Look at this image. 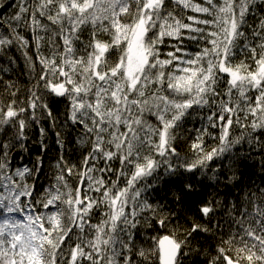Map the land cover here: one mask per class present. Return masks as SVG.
<instances>
[{"label":"snow or ice","instance_id":"1","mask_svg":"<svg viewBox=\"0 0 264 264\" xmlns=\"http://www.w3.org/2000/svg\"><path fill=\"white\" fill-rule=\"evenodd\" d=\"M172 3L210 19L189 15L187 20L192 23H183L168 10L166 0H22L9 18L11 31L0 34V52L14 43L29 46L13 22L31 29L41 66L34 87L42 82L50 94L70 100L68 119L82 128L78 142L89 144L90 150L79 169L61 156L56 183L42 196L33 197L35 186L27 178L35 174L34 169H10L8 145L0 143V209L8 214L27 213L26 219L11 215L0 219V264H151L153 257L159 264H183L194 233L223 230L219 223L215 229L193 223L182 235L173 232L156 238L154 249L139 248L135 243L134 230L141 223V213L151 212L161 228H167L171 219L147 200H140L142 189L131 191V195L130 190L160 168L155 155L165 158L169 175L177 173L167 159L169 155L179 157L173 130L194 105L214 109L207 119L220 129L219 145L205 147V129L191 145L195 159L180 165L186 172L207 168L208 162L231 152L246 137L249 145L264 147V141L252 135L264 131V16L251 28L250 37L243 30L257 0ZM88 25L91 37L84 41L80 33ZM182 30L188 31V39L206 41L208 46L195 54L175 46L174 52L166 54L168 58L161 59L159 45L164 37L182 42ZM241 40L245 41L242 46ZM42 42L49 45L50 55L40 52ZM78 46L84 54L78 53ZM237 50L247 53L250 62L235 63ZM111 56L117 58L110 63ZM27 59L34 68L32 58ZM222 74L228 77L223 96L217 87ZM5 88L10 96H16L14 84ZM253 91L254 97L249 95ZM38 107L52 117L35 90L30 91L27 108L15 99L0 104V130L18 125L22 136L26 126L23 114L31 110L35 120ZM147 115L154 116L158 126L150 124ZM233 125L250 128L251 133L232 137ZM101 160L105 166L98 168ZM113 160L120 162L115 170L117 180L106 181L104 174L114 171L108 163ZM39 165L38 159L37 169ZM129 165L134 171L120 187L119 177L127 176ZM66 176L79 177L75 189L69 187ZM232 179H238L235 173ZM184 187L191 191L192 184ZM93 192L99 195H91ZM260 194V203H256V194H251V211L244 204L239 208L233 205L230 230L226 238L221 236L208 264H264V188ZM37 205L55 211L37 212ZM102 208L106 209L103 218L93 224V209ZM199 212L210 217L215 208L207 203Z\"/></svg>","mask_w":264,"mask_h":264},{"label":"trees","instance_id":"2","mask_svg":"<svg viewBox=\"0 0 264 264\" xmlns=\"http://www.w3.org/2000/svg\"><path fill=\"white\" fill-rule=\"evenodd\" d=\"M0 2L3 3V7H0V34H7L11 31L8 26L9 18L16 14L22 0H0ZM194 2L202 3L203 0H194ZM166 4L168 10L173 11L174 15L181 19L183 23H192V21L187 20L189 15L201 19H210L204 14L194 13L188 9L182 10L173 4L172 0H166ZM262 16H264V0H257L254 13L246 17V26L243 29L246 36H251V28L259 24ZM13 25L16 26L19 34L29 41V46L22 48L14 43L3 52H0V104L7 105L11 99H15L19 106L26 107L27 93L35 90L42 93V102H47L48 108L52 112L51 118L47 116V153L41 159L42 163L47 166V173L40 174L35 171L33 176L27 178L28 183L35 186L33 197H40L46 189L56 183L55 178L58 172L56 164L59 158L63 156L69 166L75 165L79 169L83 156L90 150V145L78 142L83 135V130L79 125H73L68 119L70 100L66 97H57L50 94L43 87L42 82L38 88L34 87L39 80L41 66L38 63L37 56H33L32 61L35 62V67H30V62L25 53L28 55L31 52L37 55L36 41L30 28L23 24L17 26L15 22H13ZM201 27L203 26L201 25ZM91 32L90 25L83 27L80 33L81 39L88 41ZM39 35H44V33H39ZM98 35L104 40L109 39L106 34ZM188 35L187 30H182V42L175 37H164V42L159 45L160 58H168L166 54L174 52L175 46L181 47L184 52L189 54H195L201 51L203 47L208 46L206 41L188 39ZM192 35L195 34L192 33ZM244 43V40L240 41L241 46ZM40 52L45 56L50 55V47L47 43H41ZM78 53L84 54V49L80 46H78ZM177 55H181V53H177ZM116 58V56L109 57V62H114ZM241 61L250 62V58L247 53H241L237 50L234 62L240 63ZM171 69L172 66H169L168 70ZM222 75L223 79L217 87L223 96L227 90L226 81L228 77L226 74ZM8 83L14 84L12 90L18 89L15 97L10 96L9 91L6 90L5 85ZM255 94L254 91L249 92L250 96L254 97ZM236 96L237 93L234 90L233 97ZM37 110H42V108L38 107ZM213 110L208 107L198 108L194 105L192 109L188 110L189 114L173 130L175 135L173 146L176 148L179 157L169 155L167 159L173 167L177 168L175 175H169L166 172L165 158L155 155V158L160 161V168L153 176L139 180L129 193L131 195V191L142 189L140 200H147L149 204L159 208L165 214H169L171 219V223L168 224L167 228H161L151 212L141 213L138 217L141 223L134 230L135 243L139 248L154 249L156 238L173 232L182 235L184 230L190 228L193 223H201L212 229H215L217 223L223 226V230L220 232L194 233L191 245L187 250L189 254L184 257L183 264H208L210 258L216 254L215 248L220 243L221 236L226 238V234L230 230L228 227L231 222L229 213L233 212V205L239 208L241 204H244L251 211L252 206L249 203L251 194L255 193L256 203H260V189L264 188V147L260 144L249 145L247 137L241 144L236 145L231 152H226L223 156L208 162L207 168L203 170L197 169L190 173L180 167L183 163L195 159L191 145L205 129L207 130V134L204 135L205 147L210 149L219 145L220 129L219 127H212L207 119ZM22 118L26 122L25 128L31 129L32 132L37 128L39 124L37 118L33 120L27 112L23 114ZM145 119L153 126H158V121L154 116L147 115ZM241 133H251V129H242L233 125L231 136H239ZM252 135L259 136L264 141V131L257 130ZM154 139L156 138L154 137ZM58 140L62 142L63 147L58 143ZM0 143L8 145L7 159L10 169L13 171L19 169L22 153L15 146H22L23 140L22 136L19 135L18 125L15 127L4 126L0 130ZM108 163L114 171L105 173L104 179L106 181L117 180L118 172L115 170L120 168L119 160ZM104 166L105 162L103 160L97 164L98 168ZM125 171L127 176L119 177L118 184L120 187L126 185L127 179L130 178L134 168L129 165ZM233 173L238 179H232ZM66 179L72 189H75L79 183V177L77 176H66ZM186 183L192 184L191 191L184 187ZM91 195L98 196L99 194L93 192ZM33 203H35V200H33ZM207 203H211L215 208L214 216L203 217L199 212V208ZM130 207L131 205H129ZM36 211L49 212L55 211V209H43L37 205ZM102 211H106V209H93L91 220L93 224L98 223L103 218ZM233 215H235V212H233ZM149 224H151V227L148 226ZM73 240H75V237H73ZM64 254L67 255V250ZM151 264H159V261L153 257Z\"/></svg>","mask_w":264,"mask_h":264},{"label":"bare ground","instance_id":"3","mask_svg":"<svg viewBox=\"0 0 264 264\" xmlns=\"http://www.w3.org/2000/svg\"><path fill=\"white\" fill-rule=\"evenodd\" d=\"M46 43V42H45ZM15 45H18L15 43ZM49 46V45H48ZM33 56H37L35 53L29 52L27 57L33 58ZM37 95L40 96L42 102V93L40 91H36ZM30 98V92L26 95V108L28 106V101ZM44 100V99H43ZM47 103V102H44ZM28 116H31V110L27 112ZM35 116L39 124L37 128L32 132L31 129H24L22 140V146H15V148L22 153L20 158L21 165L19 169H23L24 167H28L30 169H34V171L42 174L47 173V166L44 165L41 161L42 157L47 153V113L44 109L35 110ZM30 121V119H29ZM43 129V131H41ZM40 161L39 168L37 169V161ZM168 235V234H163Z\"/></svg>","mask_w":264,"mask_h":264},{"label":"rangeland","instance_id":"4","mask_svg":"<svg viewBox=\"0 0 264 264\" xmlns=\"http://www.w3.org/2000/svg\"><path fill=\"white\" fill-rule=\"evenodd\" d=\"M3 189H0V191H2ZM14 216L16 219H26V215L27 213H12V214H8L7 212H5L3 209H0V219H3L7 216Z\"/></svg>","mask_w":264,"mask_h":264}]
</instances>
